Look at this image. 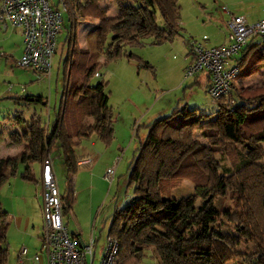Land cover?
<instances>
[{
  "label": "trees",
  "instance_id": "1",
  "mask_svg": "<svg viewBox=\"0 0 264 264\" xmlns=\"http://www.w3.org/2000/svg\"><path fill=\"white\" fill-rule=\"evenodd\" d=\"M65 1L63 14L68 26L63 41L66 52L59 111L49 131L40 115L33 114L27 125L29 145L16 156L0 159V187L16 175L21 163V178L32 181L30 166H41L56 143L70 170L76 167L72 156L78 142L94 137L110 146L114 127L106 84L101 81L92 86V79L108 61L132 59L126 48L138 46L141 39L151 38L154 45H160L172 41L182 30L177 0H139L148 16L129 25L125 24L127 0ZM112 1L120 11L109 18L108 9L100 3ZM51 6L58 9L55 4ZM156 12L164 28L149 17ZM80 20L97 22L91 30L95 36L91 50L80 49L77 44L75 31ZM108 35L110 42L106 44ZM259 37L264 34L253 37L232 58L237 79L258 73L264 76V39L256 42ZM102 55L101 65L98 60ZM141 66L152 69L145 62ZM236 86L215 104L213 115L175 108L170 115L145 126L147 135L140 142L128 177V187L133 190L130 204L113 211L107 230V239L115 238L118 243V264H142L144 250L152 247L159 264H228L232 260L264 264V148L260 146L264 142V84L245 89ZM24 99L46 106L41 96ZM195 133L205 143L196 140ZM217 157L229 161L230 166L220 169ZM185 181L192 184L193 193L173 199L171 192ZM60 198L62 215H66L73 201ZM222 200L229 201L230 206L220 210L217 204ZM218 215L233 224L236 235L215 229ZM7 218L0 209V264H8ZM70 237L77 239L76 235ZM243 244L249 246L247 253L239 249Z\"/></svg>",
  "mask_w": 264,
  "mask_h": 264
},
{
  "label": "rangeland",
  "instance_id": "2",
  "mask_svg": "<svg viewBox=\"0 0 264 264\" xmlns=\"http://www.w3.org/2000/svg\"><path fill=\"white\" fill-rule=\"evenodd\" d=\"M51 1L55 2V0ZM250 2L262 3L261 0H177L182 30L172 41L154 45L151 38H143L138 46L126 48V53L134 56L132 59L122 57L108 61L98 70L99 77L92 79V86L101 81L106 84L107 105L112 109L114 139L111 145L106 148L95 138L91 140L96 142L103 151L111 153L112 157L111 154L109 156L113 161L115 160L113 165H116V168L111 182L104 178L106 172L104 164L108 157L102 159V151L89 147L90 141L84 142L74 154L78 155L80 152L90 154L89 152L92 151L91 155H93L98 152L97 160L93 166L80 168L76 175L69 171V167L61 158L62 150L57 143L53 145L49 157L61 192L68 195L71 190V193L75 194L72 212L62 215L63 223L67 226L69 235L81 230L84 241H89L91 234L94 240H97L94 264H99L102 257L113 211L124 209L130 204L133 190L132 187H128V177L137 158L140 142L147 135L145 126L170 115L175 108L186 107L189 110L197 108L205 115H213L216 112V105L205 93L204 79L207 72L202 71L197 75L200 77L201 84L196 83V76L184 78L186 61L190 58V45L193 42L202 43L205 46L228 42L225 23L239 8L245 7ZM106 3L109 9L107 16H116L120 11L118 4L114 1ZM125 7L126 25L137 21L141 16L145 18L148 16L139 0H127ZM149 10L152 11V8ZM149 17L154 19L158 27L164 28V22L158 12L151 13ZM246 18L252 23L256 17ZM94 24L95 22L91 20H80L78 23L75 35L77 41L85 48H89V43L91 45L94 41L95 36L89 31ZM62 25L48 78L46 75L37 74L17 65L23 51L21 32L10 24L6 25L7 29L0 24L1 159L16 156L29 145L30 131L27 125L34 113L40 115L43 122L47 121L49 107H45L38 101L24 98L29 95H43L49 106L54 103L56 91L61 89L60 58L64 51L66 52V46L63 47L67 33L64 14ZM204 37L208 40L203 41ZM262 39L264 37H259V40ZM109 42L110 35L107 37L106 44ZM104 58L102 55L99 59L103 61ZM144 62L148 63L152 69L142 67L141 63ZM232 62L231 60L228 64L231 65ZM262 84H264V76L258 73L244 82H239L236 87L257 88ZM126 121L129 122L126 123ZM194 138L205 143L199 133H195ZM260 146L264 148V142L260 143ZM216 160L220 169L223 166H230L229 161H222L219 157ZM261 164L264 165V160ZM30 169L33 175L32 181L21 178L24 172V166L21 163L16 175L0 187V209L7 213L6 221L9 223L8 262L13 264H16L17 252L21 250L22 245L28 248V255L23 259L31 257L33 264H36V261L34 262L36 254L39 258L38 264H44V255L40 252L39 241L43 231L42 212L39 210L40 165L33 163ZM75 178H77L76 182ZM192 193V184L185 181L171 192V197L179 200ZM217 205L220 210H223L228 208L230 203L222 200ZM214 226L222 234H237L233 224L227 221L224 215H218ZM247 247L249 246L243 244L239 249L247 253ZM238 262L239 260H232L228 264H239ZM142 264H159L157 252L153 247L144 250Z\"/></svg>",
  "mask_w": 264,
  "mask_h": 264
},
{
  "label": "built area",
  "instance_id": "3",
  "mask_svg": "<svg viewBox=\"0 0 264 264\" xmlns=\"http://www.w3.org/2000/svg\"><path fill=\"white\" fill-rule=\"evenodd\" d=\"M58 9L52 8L50 0H0V24L4 29L7 24L20 30L23 38V51L17 65L37 74H50L52 57L56 51L58 35L62 30V14L66 1L56 0ZM226 11V9H224ZM228 43L215 47H205L193 42L190 52L193 61L187 66L184 78L188 79L205 71L210 77L208 95L216 104L228 96L237 85L238 69L227 67L228 61L237 56L253 37L264 34V19L248 22L242 16H231L225 23ZM203 41H207L204 37ZM95 77H99L98 73ZM233 110V103H229ZM116 165L105 172L104 178L111 182ZM41 211L43 231L40 238V252L45 264H94L95 240L78 248L63 224L62 202L52 160L49 155L41 164ZM23 248L19 261L26 255ZM118 243L115 238H108L103 248L99 264H118ZM38 255L34 260L38 261Z\"/></svg>",
  "mask_w": 264,
  "mask_h": 264
},
{
  "label": "crops",
  "instance_id": "4",
  "mask_svg": "<svg viewBox=\"0 0 264 264\" xmlns=\"http://www.w3.org/2000/svg\"><path fill=\"white\" fill-rule=\"evenodd\" d=\"M262 1V3H252V2H250V3H247L246 4V6L245 7H243V8H239L238 10H237V12H235L234 14H232V16H242L244 19H246L247 20V18L246 17H256L255 18V20H253V22H257V21H260V20H263L264 19V0H261ZM52 4H56V3H52ZM108 3H105V2H101L100 3V6L101 7H106L107 9H108ZM258 5V6H257ZM109 10V9H108ZM108 17V16H107ZM115 17V16H114ZM109 18H113V17H109ZM91 21H94V20H91ZM95 22V24L97 23L96 21H94ZM94 24V25H95ZM93 25V26H94ZM68 26V25H67ZM93 26L89 29V31H91L92 30V28H93ZM7 29V28H6ZM75 37H76V35H75ZM226 38H227V33H226ZM95 39V38H94ZM76 40H77V37H76ZM208 40V39H207ZM228 40V39H227ZM252 40V39H251ZM251 40L249 41V43L251 42ZM256 42L257 41H259V38L258 39H256L255 40ZM228 42H226L225 44H227ZM248 43V44H249ZM77 44H78V46H79V48L80 49H89V50H91L93 47V42H91V45H90V43H89V48H85V47H83L78 41H77ZM220 45H224V43H222V44H217V45H209V46H205V47H215V46H220ZM65 45H63V47H64ZM264 46H262V48H263ZM190 54H189V61H186V66H185V68L193 61V56H192V54H191V52H189ZM64 58H65V51H64V53L62 54V57L60 58V61H61V68H62V63H63V60H64ZM233 62H232V64L231 65H229L228 63H227V67H229V68H232V67H236V64H235V62H234V60L233 59H231ZM230 60V61H231ZM99 61V63L102 65L103 64V62H104V60L102 61L101 59H99L98 60ZM229 62V61H228ZM237 68V67H236ZM50 75V74H49ZM49 75L47 76L48 78H49ZM252 77V76H251ZM60 79H61V85H60V90H57L56 91V97H55V101H54V103L51 105V106H49V103H48V101H46V98L43 96V95H40L41 97H43L44 99H45V103H46V106L45 107H49V111H47V121L46 122H43L44 123V125H45V127L48 129V131L50 130V128H51V125H52V123H53V121L55 120V118H56V115H57V113H58V111H59V108H60V100H61V96H62V92H63V68L61 69V77H60ZM248 79V78H247ZM238 80V83L237 84H239V82H244L245 80H240V79H237ZM196 83H198V84H201V82H200V77L199 76H197L196 75ZM204 84H205V93L208 95V88H209V86H210V77H209V75H208V73H207V75H206V77H205V79H204ZM246 88V87H245ZM245 88H243V89H245ZM58 89V88H57ZM240 89V88H239ZM30 96V95H29ZM209 96V95H208ZM44 105V104H43ZM197 109V108H196ZM162 112H163V110H162ZM37 114V113H36ZM163 115V114H162ZM41 117V116H40ZM161 117V116H160ZM42 118V117H41ZM133 119V118H132ZM155 121V120H154ZM129 121H126V123H128ZM26 133V132H25ZM92 138H94V137H92ZM92 138H90V139H88V140H82V141H80V142H78V145H77V147L75 148V150L77 149V148H80L83 144H84V142H88V141H90L89 142V147H91L92 149L94 148V149H96L97 151H99V152H101L102 151V159L104 158V157H108L107 158V160L105 161V164H104V169H108L109 167H111L113 164H114V161H113V159L111 158L112 157V154L111 153H107V152H105V151H103L102 149H101V147H99V145L96 143V142H94V141H91L92 140ZM95 140H97L96 138H95ZM98 141V140H97ZM100 142V141H99ZM101 143V142H100ZM102 144V143H101ZM20 147V146H19ZM109 147V146H108ZM108 147H106V148H108ZM83 148V147H82ZM75 150H74V152H75ZM86 151V150H85ZM96 151V152H97ZM91 152L92 151H90L89 153L90 154H85L86 152H80L78 155H75V154H73V156H72V162L74 163V165L76 166L75 168H74V170H70L69 169V171L70 172H72V173H74V175H76L77 174V172H78V170L80 169V168H88L89 166H93L94 164H95V160H97V157H98V155H99V153L97 152L96 154H93V155H91ZM20 153V152H19ZM18 153V154H19ZM88 153V152H87ZM113 153V152H112ZM17 154V155H18ZM111 154V157L109 156ZM8 158H10V157H8ZM1 159V158H0ZM2 159H5V158H2ZM101 159V160H102ZM89 171V170H88ZM88 171H86V173L88 172ZM40 172H41V166H40ZM53 173H54V176H55V178H56V174H55V171H54V169H53ZM84 173H85V171H84ZM76 179L77 178H75V182H76ZM56 181H57V179H56ZM38 185H39V188H40V193H41V188H42V185H41V175H40V179H39V181H38ZM57 185H58V182H57ZM58 188H59V185H58ZM59 192H60V197H62V196H64L69 202H71V201H73V204H74V202H75V199H74V195L75 194H73L74 192H72L71 193V190L68 192V195H66V194H64V193H62L61 192V190H60V188H59ZM41 203H42V201L40 202V204H39V210H40V212H42L41 211ZM72 209H73V206H72ZM72 209L68 212V213H70V212H72ZM73 216L75 217V215L73 214ZM76 218V217H75ZM64 224V223H63ZM66 228H67V226H65ZM93 227V226H92ZM67 231H68V229H67ZM69 233V232H68ZM70 235H76L77 236V239H75L74 241L76 242V245H77V247L78 248H80V247H82L83 245H85V244H87L89 241H90V239H91V237H92V234L90 235V239H89V241H84V239H83V237H82V231L80 230V231H76V233H72V234H70ZM39 241H40V238H39ZM96 243H97V240H95V247H96ZM40 244H41V242H40ZM41 247V246H40ZM21 248V250L23 249V248H25L23 245L20 247ZM26 250H27V253H26V255L25 256H27L28 255V248H25ZM20 250V251H21ZM20 251H18L17 253H18V256L16 257V259H15V262H16V264H33V260L31 259V257H28V258H25V259H21V263H20V261H19V254H20ZM36 255V254H35ZM34 262H35V260H34ZM44 262V264H45V261H43ZM39 263V259H38V261H36V264H38ZM8 264H13V263H9L8 262ZM41 264H43V263H41Z\"/></svg>",
  "mask_w": 264,
  "mask_h": 264
}]
</instances>
